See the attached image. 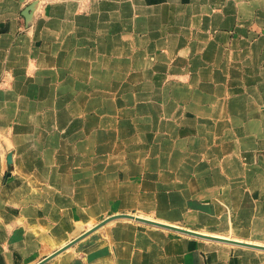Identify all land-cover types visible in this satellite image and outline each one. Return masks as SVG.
Wrapping results in <instances>:
<instances>
[{
	"label": "crops",
	"instance_id": "crops-1",
	"mask_svg": "<svg viewBox=\"0 0 264 264\" xmlns=\"http://www.w3.org/2000/svg\"><path fill=\"white\" fill-rule=\"evenodd\" d=\"M262 247L264 0H0V264Z\"/></svg>",
	"mask_w": 264,
	"mask_h": 264
},
{
	"label": "water",
	"instance_id": "water-1",
	"mask_svg": "<svg viewBox=\"0 0 264 264\" xmlns=\"http://www.w3.org/2000/svg\"><path fill=\"white\" fill-rule=\"evenodd\" d=\"M35 5L36 3H33L31 4L28 9H27V13H25V16L28 17V14L34 10L35 8ZM123 216H127V217H132V218H137L138 220H141V221H145V222H149V223H153V224H157V225H161V226H165V227H169V228H174V229H178V230H182V231H185V232H190V233H193V234H197V235H201L199 233H194L192 231H188V230H185V229H181V228H177V227H174V226H170V225H166V224H163V223H158L156 221H152V220H149V219H145V218H140V217H134L133 215H123ZM201 236H205V237H209V238H214L216 239L217 237H213V236H207V235H201ZM219 239V238H218ZM221 240H227V239H221ZM231 241V240H229ZM232 242H237V241H232ZM237 243H240V242H237ZM242 244H247V243H242ZM247 245H251V244H247ZM253 246V245H252ZM254 246H257V245H254ZM264 248V247H262Z\"/></svg>",
	"mask_w": 264,
	"mask_h": 264
}]
</instances>
